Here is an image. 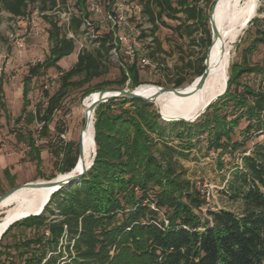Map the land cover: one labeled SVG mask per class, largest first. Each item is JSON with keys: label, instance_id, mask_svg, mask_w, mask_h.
I'll return each mask as SVG.
<instances>
[{"label": "trees", "instance_id": "16d2710c", "mask_svg": "<svg viewBox=\"0 0 264 264\" xmlns=\"http://www.w3.org/2000/svg\"><path fill=\"white\" fill-rule=\"evenodd\" d=\"M66 1L0 0V14L6 12L14 17H28L32 14V6L38 4L40 11L44 12ZM141 2L154 31L170 27L163 20L166 17L181 22L172 28L179 37L193 41L196 33L204 31L207 48L210 47L209 17L200 3H205L210 9L214 0ZM79 4L83 5L84 1L80 0ZM44 17L51 25L50 53L44 62L29 69L23 83L24 94L27 95L35 78L50 69L60 73V88L54 95L44 92L47 102L38 106L36 111L45 135L70 88L90 84L109 72L105 63L109 50L105 41L95 53L79 54L75 66L64 72L58 63L75 51V43L62 35L53 20ZM250 24L257 25L250 48L255 50L264 45V20L260 24V20L254 19ZM80 25L81 20H74L75 30ZM156 43L153 57L161 51L159 39ZM205 59L206 56L203 63ZM204 70L201 66L197 76L200 77ZM243 72L264 74V70L259 68L236 70L228 81L226 94L196 121V125L174 122V129L170 132L183 142L180 147L169 144V128L161 122L156 111H149L153 104L116 99L100 105L95 114L97 155L94 165L80 184L53 195L41 216H31L14 224L0 242V258L7 255L1 250L5 236L13 227L23 225L28 229H46L42 236L22 243L31 252L26 264H58L64 252L69 255L66 264H264V146H255L250 156H242L243 167L236 170L229 183L227 193L233 200L241 199L244 203L241 214L210 210L205 217L202 216L207 196L178 173L181 167L176 159V156L187 157L186 151L194 147L192 140L206 133L210 148L223 151L231 148L234 154L240 145L233 143L231 134L244 117L248 121L247 132L264 129V92L248 86L243 87L239 96L231 92L232 87L238 84L236 78ZM75 78H80V81L74 82ZM129 81L132 85H140L139 71L135 67L127 71L121 69V77L117 81L90 87L86 97L112 86L122 90ZM183 83V80H178L175 88H180ZM2 86L0 78V92ZM228 101H233L236 109L233 120H229L227 114ZM117 103L130 108L114 114L112 106ZM28 104L29 101L26 102ZM221 111L225 112L223 116ZM59 132L64 133L62 129ZM153 135L159 140L152 138ZM223 138L226 142L221 143ZM28 144L35 153L33 159L37 160L39 171L40 153L31 136ZM53 153L62 174L74 169L78 156L72 157L70 148L65 150L61 160H58L59 152ZM47 214L55 218L50 219ZM48 252L52 253L50 258H47Z\"/></svg>", "mask_w": 264, "mask_h": 264}, {"label": "rangeland", "instance_id": "374dc122", "mask_svg": "<svg viewBox=\"0 0 264 264\" xmlns=\"http://www.w3.org/2000/svg\"><path fill=\"white\" fill-rule=\"evenodd\" d=\"M215 1V0H214ZM73 4L75 0H70ZM62 7V6H61ZM200 7L209 17L210 9L205 3ZM32 14L28 16L23 27L19 30L18 40L20 45L9 41L8 23L10 20L5 15H0V67H2L3 86L0 92V195L26 183L40 180H54L62 174L59 170L60 164L56 165V157L53 152H59L61 160L65 150L71 149V156L79 155V136L84 125L83 100L87 90L106 82L117 81L121 77V68L107 56L105 63L109 72L90 84L82 87L70 88L67 96L55 112L48 130L43 133V124L36 117L38 106L46 104L44 92L54 95L60 88V73L56 69H50L45 74L35 78L27 95L24 94V79L29 74V69L38 63L44 62L50 53L51 44L49 41V30L51 25L40 12L35 14V7H30ZM49 19L53 20V18ZM256 19L260 24L264 20V0H260ZM163 20L170 26L160 27L158 39L161 51L153 57V62L159 64L158 69L153 73L149 70L139 71V83L135 86L126 84L124 89L133 90L141 85H161L159 87L175 88L178 80H183L181 87L194 82L198 76L197 72L204 66L203 60L208 51L204 31H199L193 37V41L187 37H179L172 28L181 22L164 17ZM258 24V25H260ZM207 29L210 30L208 24ZM257 25L249 22L244 27L238 41L233 46V59L229 71V78L236 74V70L247 68H259L264 70V45H259L255 50H250L255 39ZM194 42V43H192ZM95 53V51H93ZM79 44L75 43V51L68 57H64L58 63L64 72L71 70L78 61ZM235 67V68H234ZM80 81L75 78L74 82ZM237 85H234L231 92L239 96L243 93V87L248 86L258 92H264V74L240 73L236 78ZM109 90H121L115 86L108 87ZM29 104L26 105V102ZM250 101H252L250 99ZM221 104V103H220ZM227 114L229 120H233L235 107L233 101H228ZM129 105L122 106L120 103L112 106L114 114H119ZM149 111H156L153 108ZM212 112V111H211ZM224 111H221L222 116ZM163 122L168 128L169 144L180 147L183 142L178 141L176 135H171L170 130L174 129V122ZM200 120H203L201 118ZM96 123V115H95ZM186 123V122H185ZM192 126L197 122L187 123ZM95 125V124H94ZM182 126H178L180 128ZM248 121L244 117L239 127L231 134L233 143L240 145V148L231 153L222 149L210 148L208 134H202L192 140L193 148L186 151L185 158L176 159L179 161V174L189 180L194 188L201 190L207 196V204L201 215L206 216L210 210H228L236 214L243 213L244 203L241 199L233 200L227 193L229 183L238 168H242V156H250L255 146H264V129L247 132ZM62 129L64 133H60ZM184 133H187L186 131ZM96 134V130H95ZM32 137L35 146L40 153L41 168L37 171V160H34L35 153L29 148L28 140ZM152 138L158 141L156 135ZM226 142L223 138L221 143ZM221 164L223 167L221 168ZM14 187V188H15ZM55 208L54 205H50ZM50 219L55 216L47 214ZM21 222V221H20ZM19 223V222H18ZM17 224V223H16ZM14 226V225H13ZM46 229H28L23 225H17L5 236L2 241L1 250L7 255L0 258V264H26L31 252L22 246L23 242L42 236ZM48 235V233H47ZM60 249V248H59ZM63 251V248H62ZM52 253L48 252L47 258ZM56 255V254H53ZM69 262V255L63 253L58 264Z\"/></svg>", "mask_w": 264, "mask_h": 264}, {"label": "bare ground", "instance_id": "6f19581e", "mask_svg": "<svg viewBox=\"0 0 264 264\" xmlns=\"http://www.w3.org/2000/svg\"><path fill=\"white\" fill-rule=\"evenodd\" d=\"M260 0H221L216 9V22L220 38L211 52L209 77L204 87L191 97H180L174 93H165L155 102L163 117L168 122L172 119H185L192 121L201 113L206 105L221 94L229 79V71L233 59V46L238 41L244 27L252 17L257 16ZM196 80L181 87L183 92L191 91ZM159 86L141 85L134 90L146 98L153 96ZM98 97L94 93L85 97L83 109L87 119L86 131L79 136V149L83 142L84 160H81L78 170L83 166L89 167L94 159L96 146L94 144V114L90 111L91 104ZM83 136V137H82ZM68 174H60L54 180H63ZM48 181H37L44 184ZM53 189L46 186L39 188H22L9 197L0 207V235L11 223L17 222L28 214L38 213L48 202ZM50 203V202H49ZM48 203V204H49Z\"/></svg>", "mask_w": 264, "mask_h": 264}, {"label": "built area", "instance_id": "2783aa9c", "mask_svg": "<svg viewBox=\"0 0 264 264\" xmlns=\"http://www.w3.org/2000/svg\"><path fill=\"white\" fill-rule=\"evenodd\" d=\"M83 1L84 4L80 5V0H75L73 4L67 0L65 4H58L44 12L37 4L34 13L40 12L53 18L62 35L79 44V54L96 52L106 41L109 56L121 69L127 71L135 67L138 71L149 70L152 73L158 69L159 64L153 62L152 56L157 49L158 31H154L141 0ZM0 15L10 20L7 32L9 41L20 45L19 30L28 17H14L6 12ZM76 19L81 20L78 30L73 27ZM2 72L0 67V78Z\"/></svg>", "mask_w": 264, "mask_h": 264}, {"label": "water", "instance_id": "95a60500", "mask_svg": "<svg viewBox=\"0 0 264 264\" xmlns=\"http://www.w3.org/2000/svg\"><path fill=\"white\" fill-rule=\"evenodd\" d=\"M221 0H215L213 5L211 6L210 9V13H209V26H210V31H211V45L208 48V51L206 53V59L204 62V72L203 74L198 77L196 79V84L195 87L189 91V92H183L180 88H165V87H160L159 90L157 92H155L153 94V96H151L150 98H146L140 94H138L136 92V90H130V89H122V90H109V89H102V90H98L94 93L98 94V97L93 101V103L91 104L90 107V111L94 114V124H95V114H96V110L97 108L102 105V104H106L112 100H116V99H123V100H129V101H134V100H142L151 104L155 105V102L157 101V99L165 94V93H174L177 96L180 97H191L194 94H196L198 91H200L204 85L206 84V81L209 77V68H210V58H211V52L213 50L214 45H216L217 41L219 40L220 36V32L218 29V25L216 22V9L218 4L220 3ZM257 16L252 17L250 19L251 23L254 19H256ZM230 79V78H229ZM226 83V88L225 90L219 94L217 97H215L213 100H211L206 107L204 108V110L201 113H198L195 118L192 121H187L183 118L181 119H172L171 121L173 122H186V123H194L196 122L203 114H205L207 112V110L214 104L216 103L221 97H223L227 90H228V81ZM92 93V94H94ZM90 94V95H92ZM157 108V107H156ZM157 113L159 114V116H161L162 120L164 122H168L167 119H165L160 111V109L157 108ZM86 127H87V119H84V125H83V132L86 131ZM94 133H95V127H94ZM83 137V136H82ZM94 144L96 146V141H95V134H94ZM96 155H97V146H96V151L94 154V159L91 163V165L89 167L83 166L80 170H78L79 164L81 163V160H84V154H83V142L81 141V145H80V149H79V155H78V160L76 162V165L74 167V169L68 173V176L66 178H64L63 180H49L48 182H45L44 184H39L36 182H30V183H26L23 184L21 186L15 187L7 192H5L4 194L0 195V207L3 205V203L9 198L11 197L14 193H16L18 190L22 189V188H39L41 186H46L48 188L53 189L52 193L50 194L49 200L48 202L42 207V209L36 213V214H28L24 217H22L20 220H18L17 222L11 223L10 225H8L5 230L1 233L0 235V242L3 238V236L9 231V229L16 223L24 220V219H28L31 216L34 217H39L43 214L45 208L48 206V203L51 201V198L53 197V195H55L56 193H58L59 191L63 190V189H67L72 187L75 184H80L81 180L88 174L89 170L92 168V166L94 165L95 159H96Z\"/></svg>", "mask_w": 264, "mask_h": 264}]
</instances>
